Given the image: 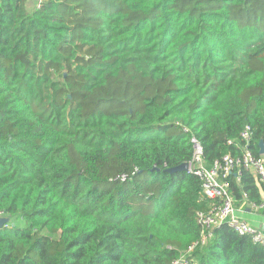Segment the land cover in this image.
I'll return each instance as SVG.
<instances>
[{
    "label": "trees",
    "instance_id": "16d2710c",
    "mask_svg": "<svg viewBox=\"0 0 264 264\" xmlns=\"http://www.w3.org/2000/svg\"><path fill=\"white\" fill-rule=\"evenodd\" d=\"M246 126L258 156L264 0H0V264H264L225 224L186 252L209 201L175 169Z\"/></svg>",
    "mask_w": 264,
    "mask_h": 264
},
{
    "label": "built area",
    "instance_id": "2783aa9c",
    "mask_svg": "<svg viewBox=\"0 0 264 264\" xmlns=\"http://www.w3.org/2000/svg\"><path fill=\"white\" fill-rule=\"evenodd\" d=\"M241 152L238 156L224 155L216 160L210 167L203 163L202 148L195 138H191L192 157L187 162V171L196 175L200 180L201 193L209 201L206 211L196 212V222L200 226V238L191 244L186 252L189 254L197 245L203 246L211 238V229L222 224L227 225L239 235L250 237L252 242L264 248V228H257L241 219L237 215L234 197L230 191L228 176L233 174L236 181L241 178L242 168L249 171L264 190V154L253 155L248 148L251 139L249 127H245L240 134ZM230 143V142H228ZM243 204L256 212L264 208V201L259 203L249 201L247 195H242ZM2 217V215H0ZM172 264H189L185 256L172 262ZM191 264H198L192 260Z\"/></svg>",
    "mask_w": 264,
    "mask_h": 264
},
{
    "label": "crops",
    "instance_id": "0c3cea01",
    "mask_svg": "<svg viewBox=\"0 0 264 264\" xmlns=\"http://www.w3.org/2000/svg\"><path fill=\"white\" fill-rule=\"evenodd\" d=\"M260 188V187H259ZM261 200L264 201V190L260 188ZM236 205V202H235ZM238 211L237 215L241 219L245 220L249 224L257 228H264V208L259 211H252L249 207L245 206L243 203L236 206Z\"/></svg>",
    "mask_w": 264,
    "mask_h": 264
},
{
    "label": "water",
    "instance_id": "95a60500",
    "mask_svg": "<svg viewBox=\"0 0 264 264\" xmlns=\"http://www.w3.org/2000/svg\"><path fill=\"white\" fill-rule=\"evenodd\" d=\"M258 146H259V153L260 154H264V143L262 141H259ZM175 169H177V170H186L187 169V163L181 164V165L177 166ZM175 169H172V170H175ZM8 221H9L8 218L0 217V227H2L3 225L7 224Z\"/></svg>",
    "mask_w": 264,
    "mask_h": 264
},
{
    "label": "rangeland",
    "instance_id": "374dc122",
    "mask_svg": "<svg viewBox=\"0 0 264 264\" xmlns=\"http://www.w3.org/2000/svg\"><path fill=\"white\" fill-rule=\"evenodd\" d=\"M16 224H17V225H19V226H21V225H22V223H21V222H16Z\"/></svg>",
    "mask_w": 264,
    "mask_h": 264
}]
</instances>
